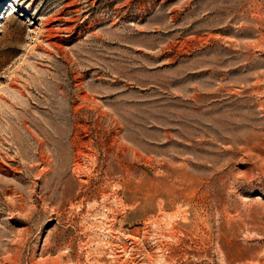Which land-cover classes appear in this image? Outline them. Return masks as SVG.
<instances>
[{
	"label": "rangeland",
	"instance_id": "374dc122",
	"mask_svg": "<svg viewBox=\"0 0 264 264\" xmlns=\"http://www.w3.org/2000/svg\"><path fill=\"white\" fill-rule=\"evenodd\" d=\"M0 264H264V0H0Z\"/></svg>",
	"mask_w": 264,
	"mask_h": 264
}]
</instances>
